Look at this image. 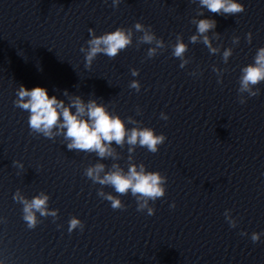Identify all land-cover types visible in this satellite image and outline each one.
<instances>
[{
    "label": "clouds",
    "instance_id": "clouds-1",
    "mask_svg": "<svg viewBox=\"0 0 264 264\" xmlns=\"http://www.w3.org/2000/svg\"><path fill=\"white\" fill-rule=\"evenodd\" d=\"M201 4L205 6L212 13H220L223 11L226 14H237L245 11L244 4L237 2V0H200ZM215 26L214 21L207 19L200 20L197 25V30L200 34L208 32ZM136 29H142L140 24H136ZM89 34L93 36L88 41L89 48L85 55V60L88 65L99 53H103L109 58L116 57L119 52L125 49L130 43V34H126L123 30L116 29L113 32L107 33L100 37L94 35L93 29H89ZM251 34L249 33V36ZM145 42H151L153 36L145 35L143 37ZM192 42L195 43L197 37L193 36ZM205 44H208V38L204 37ZM81 52L85 49L82 47ZM186 51V46L183 43H178L174 50L176 57H181ZM213 51H215L213 49ZM154 50H150L149 55H152ZM231 55V51L227 50L224 53L225 58ZM244 75L241 79V91H249L251 96H256L257 93L250 91V85H256L264 81V48L258 51L255 64L249 65L243 70ZM133 75H138L133 71ZM130 87L139 90V84L133 82ZM18 99L14 101L15 106L30 113L28 118V125L30 130L43 134L44 137L51 139L52 130L57 125L60 129H67L65 136L71 140L67 145L69 150L78 149L82 151H96L100 157L110 155L108 144L115 141L117 144H122L127 136L129 144H139L142 147L156 153L157 146L165 142L166 137L156 135L151 129L137 130L133 129L131 135H128L123 121L119 117L111 116L102 105H97L95 101L87 105L88 119H82L80 115L85 112V105L77 98L73 102L78 114H73L69 107H65L62 101H59L55 96L49 97L47 89L44 87L36 86L32 89H27L21 85L18 93ZM244 103V101H241ZM62 109V111H61ZM62 117V123H61ZM107 142V143H105ZM141 171H137L135 166L129 168L128 174H123L121 171L111 172L106 174L103 178L99 173L103 171V165H96L94 168L86 170V176L91 178L94 182L100 184H109L114 187L115 191L121 195L126 194L131 190L132 194L146 198L143 204L139 205L138 210H142L147 206V200L155 201L157 198L165 195L163 178L158 172H144L143 165L140 166ZM101 195H103L101 193ZM20 199L24 204L23 219L30 229H34L37 224L35 212H39L41 216H56V211L49 212L47 210L48 197L41 195L34 197L31 202L19 197V194L13 197ZM111 201L113 209H122L123 205L119 199L111 195L106 197ZM174 206V205H173ZM154 210L149 208L148 215H153ZM77 227L83 228L81 221L77 217H72L69 221V232H72ZM253 242L259 240V234L253 233L251 237Z\"/></svg>",
    "mask_w": 264,
    "mask_h": 264
}]
</instances>
